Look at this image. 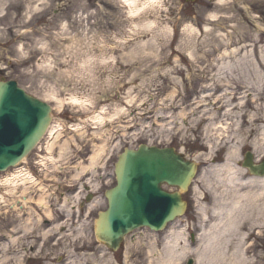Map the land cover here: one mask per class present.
<instances>
[{"label":"rangeland","instance_id":"obj_1","mask_svg":"<svg viewBox=\"0 0 264 264\" xmlns=\"http://www.w3.org/2000/svg\"><path fill=\"white\" fill-rule=\"evenodd\" d=\"M124 5L123 0H76V11L71 20L56 16L54 7L47 16L34 8L22 19L23 33L9 36L0 30V42L4 47L0 55L5 56L6 64L16 72L14 80L28 93L45 100L54 92L66 103L71 94H76L92 102L88 103L90 108L66 105L62 113L58 104H52L56 125L64 127L60 143L70 140L71 144V150L58 164V169L51 163L46 166L47 178L53 179L46 184L54 185L51 193L56 189L49 203L52 217H47L45 210L37 205L41 193L32 184L25 185L30 192L26 198L33 200L32 208L24 209L20 216L15 205L19 199L7 194L9 187L2 185L18 170L0 172V194L6 200L5 204L0 203V264H23L21 256H12L25 249L36 260L43 256L45 259L40 257L39 260H44L45 264H125V250L112 254L105 249L95 237L94 224L98 212L106 206L102 205L104 191L115 181L118 156L127 148L137 149L142 144L172 147L186 158L198 160L199 174L193 190L187 194L191 196L194 210L196 204L204 203L203 195H207V203L211 205L210 192L212 184L215 185L211 168L223 163L226 150L231 146L241 147L239 157L236 156L234 161L239 172L244 171L241 164L245 152L252 151L256 158L264 157V132L261 130L264 127V81L259 82L252 59L228 68V72H219L220 63L233 61L236 48L238 51L253 49L255 53L264 49L263 42L259 41L264 38V0H227L224 5L219 0H196L194 3L162 0L160 7L149 8L148 17L140 19L132 18L129 8ZM212 14L219 16L218 22L209 21ZM148 20H156V28L142 31L141 27ZM134 24L140 28L134 30L136 33H130ZM206 26L211 28L210 32L203 31ZM191 28H197L199 32L195 33ZM239 43L244 46L239 47ZM227 51L231 54H226ZM188 52L195 53L193 60L187 57ZM87 61L90 66H83ZM219 85L225 93L232 91L231 87L241 89H237L236 99L226 96L228 101L233 97L231 104L234 106L245 99L243 108L234 111L238 114L228 116L229 107L225 109L218 103ZM103 107L108 108L111 115L118 113V120L108 126L114 136L109 140L106 157L84 176L81 174L82 163L89 165L93 146L101 141L98 138L101 126L95 125L91 117ZM219 114L222 116L218 117ZM224 119L231 128L222 132L219 125L226 123L221 122ZM76 124L84 125L86 133L73 131L72 126ZM222 133L227 138L225 141L233 142L225 145L222 141L219 147L216 145L217 149L215 142ZM90 138L93 141L89 142ZM50 143L49 135L42 146L45 158L49 155L46 150ZM254 143L258 147L257 153ZM85 150L88 151L86 154ZM59 153L58 147L54 157L59 158ZM28 168L27 165L19 167L22 171ZM35 174L45 184L44 178ZM102 174L103 183L108 185L101 183ZM86 180L95 191L102 184V193H93L98 199L91 212L88 213L89 209L83 211L80 220L76 221L78 216L74 213L73 203L79 207L86 193L82 191ZM71 184H78L75 195L69 191ZM25 186L18 188L25 191ZM67 190L69 200L63 202L61 197ZM187 196H184L185 200ZM195 214V220L199 221L200 215L198 217L196 211ZM38 215L41 220H32L36 226L25 232L26 220L33 216L38 219ZM252 217H257L258 222ZM250 218L246 223L252 233L249 240H258L251 246L250 255L254 258L253 264H264V221L257 213ZM174 224V229L181 231L183 237L185 217ZM148 231H136L127 237L126 244L133 236H145ZM189 232H199V229L191 228ZM148 234L155 233L150 231ZM12 236L20 238L10 246ZM182 241L179 248L186 245V240L185 243L184 239ZM31 246L36 250L40 247V252H30ZM144 255L146 253L141 249L132 252L128 264H136Z\"/></svg>","mask_w":264,"mask_h":264},{"label":"bare ground","instance_id":"obj_2","mask_svg":"<svg viewBox=\"0 0 264 264\" xmlns=\"http://www.w3.org/2000/svg\"><path fill=\"white\" fill-rule=\"evenodd\" d=\"M161 1L162 0H123V3L125 4L124 6L126 8H129V14L132 18L140 19L145 16L148 17V13H150L148 11L149 8H153L155 10L156 8L160 7ZM219 1L224 5L227 0ZM218 20V15L212 14L209 17V21L212 23H216L218 22ZM134 26L135 27L131 30L130 33H133L135 32V29L140 28L138 24H134ZM156 26V20H148V23L144 24L141 27V30L145 32L150 31L156 28ZM190 30L195 33L199 32L197 28H191ZM210 30L211 28L208 26L203 28V31L205 32H210ZM239 45H242V47L244 46V44L242 43H239ZM105 48L106 47H104V49ZM238 49L239 48H236V51H233V61L219 64V72H228V68H232L238 63L240 64L245 61H251L252 59V62L255 65L254 69L257 75L259 76V82H263L264 70L260 68L259 64L263 65L264 67V49H261L259 50V52H256L257 54L253 49L249 50L245 48V50L240 49L239 51ZM240 51H243L241 55ZM226 54H231V52L227 51ZM187 57L193 60L195 57V53L188 52ZM226 57H228V55ZM88 64H91L90 61L85 62L83 66H90ZM251 77L255 78L257 76ZM227 86L224 87L230 89ZM219 87L221 88V85H219ZM231 89L232 91H228L225 93V89L221 88V91H219L221 92V95L217 99L218 103L222 104L223 108L228 109L229 107V109L227 110V115L230 117L234 113L238 114L234 111L239 112L241 108H243L242 105L244 103L243 101L245 100H241L240 104L236 106L231 104V99L233 97H230V100L228 101V97L226 96H234V98L236 99V91L240 88L236 86V88L231 87ZM45 102L51 104H58L61 113L66 105H73L76 108H87L89 107L88 103L92 104V102H90L85 97L76 94H71V96L69 97V101L66 103L59 98L57 93L54 92L50 93L46 97ZM108 110V108L103 107L101 111H98L94 116L91 117V120H93L95 125L101 126L100 134L98 136L101 141L99 145L93 146L92 154L88 157L89 165H84L82 163L81 174H83L84 176L91 169H94L97 163L104 159L108 154L107 148L109 147V140L111 138L113 139L114 136L113 132L108 128V126L113 125L118 120V113L111 115L108 113ZM117 112L121 113V110H117ZM240 115L243 114L241 113ZM219 116L221 117L222 115L219 114L218 117ZM54 119V113L53 111H51L50 115L48 116L49 123L47 124V127L44 132L42 133L41 139L38 143V147L45 142L44 138L46 136H51V143L50 145H48L46 150L49 155L47 156L48 158L46 157V159L42 160V164L46 168V166L51 163L54 164V166L58 169V164L64 160L65 155L68 154L67 152L71 150V144L70 140H66L64 144L60 143V141L62 140L64 127L62 125L57 126ZM221 122H226L220 123L219 125V128H222V132L231 128L229 127L230 123L227 122V119L221 120ZM72 127H74L73 131H76L77 133H86L84 131V125L76 124ZM261 130H263V133L264 127L261 128ZM223 136V133L220 134V136H217L215 146L222 144V141L225 143V145H230L233 142L225 141V139L227 138H224ZM90 141H93V138H90L89 142ZM254 144V151L255 153H257L258 147L256 143ZM57 146L60 149V153L58 155L59 158H55L53 155L54 151L58 149ZM240 148L236 146H231L229 149L227 148V154L225 155V160L223 161V163L211 168L212 178H215V185L212 184V189L210 192V196L212 197L211 205L207 203V195L205 197L203 195L204 203L202 204L198 202L202 205L198 206V204H196V210H193V212L190 214V204L182 200L183 205H181V213L178 217H185L186 219L185 229H182V231H185L183 237H181V231L177 232L174 229V223L177 220H180L177 219L176 221L171 223L173 224V226L170 229H167V231L170 230L169 234H167V231H165V233L163 232L164 234L160 232L158 235L154 232V235H150L148 234L150 233V231H148L145 236H139L135 239L132 238V241L127 243L125 246V253L123 255L124 263L128 264L129 259L131 258L129 255L132 252L139 251L141 249L142 252L144 250L147 255L144 256V258L149 260L148 264H184L185 259L193 254H195L196 256V264H253L254 258L250 255L251 246L248 242L250 230L246 223L248 220L251 219V216H254V213H257V216L264 221V178L248 176V174L251 173L249 170L252 171L251 166L248 169L244 168L243 172H239V169L237 168L234 161L236 156L239 157ZM87 152L88 151L85 150L84 153L86 154ZM260 157L261 156L259 155V158ZM196 162H198V160H196ZM196 162L191 161V163L197 166ZM9 178L10 177L8 176V179L2 185H5L7 188L9 187L7 194H13L19 199L16 200L15 205L17 206L16 208H18L20 211V216L22 215L24 209L29 210L32 208V198H26V195L30 194L28 186H25L28 184H32L37 187L39 190L38 192L41 193V195H39V198L37 199V205L42 210H45L47 217L53 216V210L51 209L49 203L50 199L54 197V194H56V189H54L53 193L50 192L54 185L47 186L44 183L40 182L38 179H35V177H33L30 173L24 172H19L18 174L14 175L12 179ZM194 182H196V180H194ZM21 186H25L24 188L26 190L21 191L22 188L19 189ZM167 187L170 189L173 186ZM188 189V187H185L183 189L179 188L178 190L176 189L173 192L177 193V195H180L183 199V195L184 193L188 192ZM64 201L67 200L65 199ZM5 202L6 200L4 196L0 194V203L5 204ZM74 206L76 205H73V207ZM80 207H84L87 210L89 209L88 213L92 210L91 203H89V208H87V203L81 202ZM195 211L198 217L200 215L199 221L195 220V218H197ZM35 214L37 215L36 212ZM30 215L31 214H29L28 217H30ZM37 217L38 219H36V217L34 218L33 216L32 219L28 218L26 220L24 226L25 232L31 230L32 226L36 224H34L32 220H41L39 215ZM252 220L258 222L257 217H252ZM46 223L49 224L48 221ZM195 227H198L199 229V235L197 236V239L193 240L194 243H196L195 246L192 247V242L189 241L188 243H186L185 246L179 248L181 243H183V239L185 243V240L188 238L189 235L188 232L191 230V228L194 229ZM14 240L15 239L13 238H11V240L9 239V244L11 245ZM191 252L192 254H190ZM23 258L24 257L22 256L21 261L23 260Z\"/></svg>","mask_w":264,"mask_h":264},{"label":"water","instance_id":"obj_3","mask_svg":"<svg viewBox=\"0 0 264 264\" xmlns=\"http://www.w3.org/2000/svg\"><path fill=\"white\" fill-rule=\"evenodd\" d=\"M11 97L15 100L13 104ZM3 109H13L19 117L24 115L26 122L19 124L15 138L0 142V171L16 166L33 149L51 113L49 104L27 96L16 83L0 85V116ZM250 157L245 166H251L252 172L257 173ZM196 171V165L174 149L142 145L138 150H125L116 165L118 186L107 192L109 208L100 213L96 223L98 238L116 251L125 235L134 229L162 230L179 216L183 205L181 196L166 193L162 184L183 189L191 183Z\"/></svg>","mask_w":264,"mask_h":264},{"label":"flooded vegetation","instance_id":"obj_4","mask_svg":"<svg viewBox=\"0 0 264 264\" xmlns=\"http://www.w3.org/2000/svg\"><path fill=\"white\" fill-rule=\"evenodd\" d=\"M75 6L76 0H0V29L8 31L9 34L16 31L23 33L24 30L20 29L24 26L22 19L29 14L30 9L35 7L39 9V13H42L43 16L49 15L51 13L50 9L54 7L53 13L56 16L68 17L71 20L73 11H76ZM16 28L19 29L16 30ZM1 49H4V47L1 46L0 42ZM4 57V55H0V82L14 80L13 76L16 74L11 69V65L6 64L7 61ZM39 156L41 155L37 151L34 153L33 159Z\"/></svg>","mask_w":264,"mask_h":264}]
</instances>
